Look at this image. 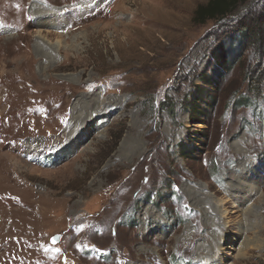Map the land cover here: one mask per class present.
I'll list each match as a JSON object with an SVG mask.
<instances>
[{"label":"rangeland","instance_id":"obj_1","mask_svg":"<svg viewBox=\"0 0 264 264\" xmlns=\"http://www.w3.org/2000/svg\"><path fill=\"white\" fill-rule=\"evenodd\" d=\"M206 1L0 0V264H264V0Z\"/></svg>","mask_w":264,"mask_h":264},{"label":"trees","instance_id":"obj_2","mask_svg":"<svg viewBox=\"0 0 264 264\" xmlns=\"http://www.w3.org/2000/svg\"><path fill=\"white\" fill-rule=\"evenodd\" d=\"M247 0H207L205 3L198 4L192 14V22L194 24H204L208 20L220 21L226 19L229 15L234 14L235 10L241 5L244 4ZM257 21L255 29L261 30L262 27L257 18L254 19ZM241 23V22H240ZM254 27L243 25V22L240 24V28L237 29L239 33L238 47L242 48L248 38H251L254 31ZM264 29V28H263ZM255 42L258 43V40ZM227 52L219 49L214 51L213 59H217L222 63V61L227 60ZM230 63V62H229ZM171 110V109H170Z\"/></svg>","mask_w":264,"mask_h":264},{"label":"water","instance_id":"obj_3","mask_svg":"<svg viewBox=\"0 0 264 264\" xmlns=\"http://www.w3.org/2000/svg\"><path fill=\"white\" fill-rule=\"evenodd\" d=\"M57 239H58L57 236H52V238H51V242L54 243V242L57 241Z\"/></svg>","mask_w":264,"mask_h":264},{"label":"bare ground","instance_id":"obj_4","mask_svg":"<svg viewBox=\"0 0 264 264\" xmlns=\"http://www.w3.org/2000/svg\"><path fill=\"white\" fill-rule=\"evenodd\" d=\"M248 213H249V212H248ZM248 213H247V214H248ZM250 243H251V242H250ZM255 243H256V242H255ZM254 245H256V246L258 245V247H260V248L262 247L261 244H258V243H257V244H254Z\"/></svg>","mask_w":264,"mask_h":264}]
</instances>
